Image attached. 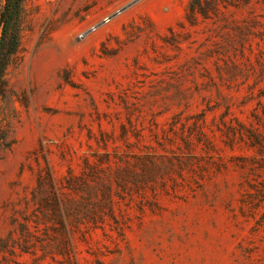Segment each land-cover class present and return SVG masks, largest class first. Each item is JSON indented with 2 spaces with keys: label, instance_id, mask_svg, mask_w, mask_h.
<instances>
[{
  "label": "rangeland",
  "instance_id": "1",
  "mask_svg": "<svg viewBox=\"0 0 264 264\" xmlns=\"http://www.w3.org/2000/svg\"><path fill=\"white\" fill-rule=\"evenodd\" d=\"M0 264H264V0H0Z\"/></svg>",
  "mask_w": 264,
  "mask_h": 264
},
{
  "label": "built area",
  "instance_id": "2",
  "mask_svg": "<svg viewBox=\"0 0 264 264\" xmlns=\"http://www.w3.org/2000/svg\"><path fill=\"white\" fill-rule=\"evenodd\" d=\"M113 18H114V15L105 16L101 18L99 21L86 26L85 28H83L77 33L76 35L77 39L80 41L87 39L91 34L98 31L102 26L110 23Z\"/></svg>",
  "mask_w": 264,
  "mask_h": 264
}]
</instances>
